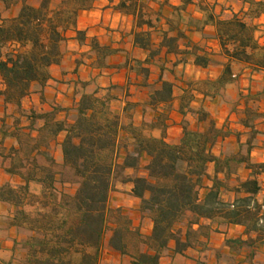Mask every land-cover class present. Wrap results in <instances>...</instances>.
<instances>
[{
  "label": "trees",
  "instance_id": "1",
  "mask_svg": "<svg viewBox=\"0 0 264 264\" xmlns=\"http://www.w3.org/2000/svg\"><path fill=\"white\" fill-rule=\"evenodd\" d=\"M53 1L0 0V98L6 108H15L13 123L8 124L6 116L0 132L4 139L16 141L9 150L2 147L0 153L5 174L18 179L0 184V202L9 206L11 226L17 231L14 251L26 254L25 264H101L107 247L131 264H161L172 244L174 256L185 257L190 250L206 251L213 232L240 226L245 228L244 238L228 239L225 246L237 255L248 249L247 261L257 264L258 254L264 251V163L253 162L251 154L257 137L264 136L260 129L264 111L258 107L264 90L240 93L235 99L237 105L232 109L242 132L220 127L204 107L192 110L194 95L187 89L181 112L195 114L197 125L192 128L184 121L179 140L169 143L165 139L167 113L155 120H149L148 113L172 102L177 83L167 78L164 64L157 83L150 84V66L164 51L167 55L191 53L196 67L204 69L211 59L189 45L182 50L186 35L172 26L159 46L152 42L150 31L136 33L135 44L148 58L127 61L123 67L135 71L141 87L150 94L145 104L127 101L125 119L113 107L118 98L112 88L88 92L90 82L79 77V68L86 61L95 69L110 68L108 59L119 51L77 30L80 46L90 48L76 58L73 79L67 83L79 100L70 108L55 105L48 111L26 110L24 102L33 94L45 103V88L52 80L50 69L64 61L67 32L77 29L80 11L90 9L95 0H61L56 7ZM193 1L182 0V8L176 11ZM243 3L248 10L242 15L208 17L230 61L219 80L202 82L211 86L204 92L208 97H217L234 83L232 63L264 72V46L255 39L254 25L264 15V1ZM125 5L122 2L120 7ZM153 25L139 14V28L152 29ZM139 108L143 119L137 123L134 114ZM156 131L162 136H154ZM61 135L65 138L58 143ZM229 137H235L236 150L222 149L217 154L220 141ZM57 150L61 163L54 155ZM211 166L214 173H210ZM241 168L248 169L250 177L232 184ZM130 170L142 174L132 176ZM116 180L132 185L141 219L152 223L149 235L136 228L122 208H111ZM228 195L234 198L228 199ZM0 264L13 262L0 258Z\"/></svg>",
  "mask_w": 264,
  "mask_h": 264
},
{
  "label": "crops",
  "instance_id": "2",
  "mask_svg": "<svg viewBox=\"0 0 264 264\" xmlns=\"http://www.w3.org/2000/svg\"><path fill=\"white\" fill-rule=\"evenodd\" d=\"M264 1V0H256ZM125 2V7L121 8L120 4ZM182 0H95L88 10L80 11L77 21V29L70 30L67 32L68 42L72 43V46L76 47L80 53H88L90 51L89 47H81L78 41L76 40V31H85L89 39L97 38L102 45L112 47L113 49L118 50L119 52L108 59V63L112 66L103 70L95 69L90 65L89 61H86L79 68V77L83 81L90 82L88 87V92L95 91L98 87L104 89H114V88H123L124 94L117 96V100L113 103V107L117 113L125 116L124 108L127 101H132L139 104H145L148 101L149 89L141 87V78L135 71H132L130 67L124 68L123 65L127 61H132L134 59L144 61L148 58V53L135 44V35L141 31H150L152 36V42L155 46H159L162 42L164 33L170 30V26L174 27L175 30L182 31L186 38L181 42L182 50H185L186 46H190L194 49H198L200 54L206 55L211 59V64L207 69L196 67L195 65V56L191 53L188 54H171L167 55L164 51L157 59L154 60L151 67V77L149 80L150 84H156L160 76L162 65L170 69L166 70L165 75L169 80L175 81L177 83V88L174 94V99L168 105L159 106L156 109H151L148 113L149 120H155L160 113H167V128L165 131V139L169 143H175L179 140L183 132V122L188 121L191 123L194 121L197 125V118L195 114L188 113L187 116H184L181 112L182 106V97L185 93L192 91L194 95L193 102L191 104L192 110L196 111L201 106H196L195 101L197 98H200L202 102L210 99L213 100L214 97H208L205 93L198 92L194 89L185 88L178 81L175 80L174 75H172V70L174 73L178 69H193L194 71H199L201 74H208L207 76L202 77V81H217L224 74L225 68L230 63L229 59L223 54L220 41L217 36V30L213 23L208 22V17L211 14H214L216 17L228 18V15L231 17L234 14H244L248 10V6L243 3V0H194L191 4L187 5L184 10L176 11V8H182ZM142 13L146 18H149L153 21L154 27L152 29L148 27L139 28L138 27V16ZM17 13H14L15 16ZM256 22L262 24V30H264V15L255 20ZM177 31V32H178ZM176 33H173V35ZM261 35H264V31L261 32ZM258 39V36H257ZM264 41V37L260 40ZM78 56L74 57L73 65L67 64V58L64 57L62 65L54 66L50 69L52 80L48 83L45 88V103L42 104L40 96L33 94L31 98L24 102V108L26 110L36 109L38 111L51 110L52 106L60 105L64 108H70L74 102L79 100V97L75 96L74 88L67 84L73 79V70L75 68V60ZM180 62L177 67H174V64ZM161 64V67L158 69V76L153 81V72L156 70V64ZM234 65V73L236 79L234 83L228 85L226 89L230 92L235 91L234 99H237L240 93L248 94L249 92L257 93L264 90V72L253 71L251 67H248L243 64L232 63ZM132 79L137 82L138 85L134 86L131 84ZM97 83V85L95 84ZM140 83V84H139ZM55 88V94H52V88ZM247 88V89H246ZM3 89L2 80L0 79V90ZM246 89V90H245ZM181 92L180 94L178 92ZM52 95H51V94ZM60 93L66 95H72L73 99H66L69 104H64V102H59ZM71 93V94H69ZM128 94L130 96L128 97ZM50 95L52 99L56 100V103L49 100ZM58 95V97H57ZM64 96V95H63ZM218 98V95L217 97ZM65 100V101H66ZM53 101V100H52ZM217 101V99H216ZM259 109L264 111V99L258 103ZM205 108V107H204ZM15 108L9 106L6 108L4 101L0 98V127L3 124V121L10 111ZM210 113L212 112V107L209 108ZM159 111V112H158ZM230 121H233L232 124L225 125L226 120L219 122L217 121L220 127H225L231 131H244L243 127L239 124L238 115L234 112H229ZM228 114V115H229ZM142 111L139 108L135 114L134 118L137 123H140L143 119ZM63 117V115H61ZM125 119L126 116H125ZM8 122V119H6ZM195 125V124H194ZM195 125V126H196ZM193 126V124H192ZM193 126L192 128H194ZM260 129L264 132V124L260 125ZM154 136L161 137L162 132H154ZM65 136L61 135L58 138V143H61L64 140ZM16 145V141L11 138L4 139V136L0 132V151L4 147L9 150L11 147ZM237 143L235 137H229L225 140H221L217 146L215 152L219 154L222 149L225 150H236ZM261 155L259 159L257 155ZM55 158L58 163H61V152L57 150L55 152ZM252 160L255 163H264V136L260 135L257 137L255 142L254 150L252 151ZM4 159L0 153V184H4L7 181H16L17 178H12L5 174L4 168ZM134 171H128V174H132ZM210 173H214L213 166L210 167ZM223 177V176H221ZM250 177V171L246 168H241L238 172V175L232 180V184L237 181V179L244 181ZM264 181V178H262ZM122 191H126V195H122L118 192H113L110 198L111 208H122L126 207V203H138L139 201L132 196V185L131 184H121ZM116 198L122 201H116ZM234 195H228V199H233ZM139 209V206H138ZM138 223H134L136 228L141 226L142 222L148 223V230L145 235H149L152 230V223L148 219L142 220L139 214ZM11 211L8 205L0 202V258L4 260H11L14 254L18 251H14V240L17 238V231L14 227L11 226ZM244 227L240 226H230L224 229L219 230L218 232H213L208 240V249L206 251L200 250H190L187 256H174L172 251L173 244L171 249L164 254L161 264H174L179 260H185V264H199L198 260L208 264L207 260L194 257V254H198L199 257H207L208 259L212 256L214 248L216 246L213 243L217 240V236H222V241L219 245L223 247V250L226 252L232 253L226 246L225 242L231 238L242 237L244 238ZM217 242V241H216ZM248 249H243L238 258L240 259L237 264H250L247 261L248 258ZM112 255L113 257L119 258V264L121 261H129L127 264H131V261L128 258L120 256L117 252L105 247L102 252L101 264L102 261H105L106 255ZM257 264H264V251H261L255 261Z\"/></svg>",
  "mask_w": 264,
  "mask_h": 264
},
{
  "label": "rangeland",
  "instance_id": "3",
  "mask_svg": "<svg viewBox=\"0 0 264 264\" xmlns=\"http://www.w3.org/2000/svg\"><path fill=\"white\" fill-rule=\"evenodd\" d=\"M61 0H54L53 1V6L56 7L59 2ZM2 6H0V10H2ZM18 12V8H15L11 14L13 15L14 13ZM228 18H231V15H228ZM254 25L256 26V32H255V39L256 41L261 45L264 46V41H260L264 35H261V32H263L264 30H262V24L256 22L254 20ZM261 27V28H260ZM258 36V39H257ZM82 55V53H80V51L77 50L76 47L72 46V43H67L64 47V57L67 58V64L69 63L71 66L73 65V61H74V57L78 56L80 57ZM156 70L153 72L155 75L153 76V81L155 82V78H157L158 76V69L159 67H161V64H156ZM170 70V69H168ZM172 75H174L175 80L178 81L182 86H184L185 88L188 89H194V90H199V92H207L208 90H210V85L207 84H203L202 82V77L207 76L208 74H201L199 71H194L193 69H189V68H185V69H178L176 71V73H173ZM138 82V80H137ZM135 82L133 79L131 81V84H133L134 86L138 85V83ZM97 85V83H95ZM140 84V83H139ZM52 88V94H55V88ZM247 89V88H246ZM245 89V90H246ZM113 93L115 94H119V95H123L124 94V89L123 88H114L112 89ZM50 93V94H51ZM179 94L181 93L180 91L178 92ZM51 94V95H52ZM71 94V93H69ZM235 94V91H229L228 89H223L221 90V92L218 95V98H214L213 100H206L204 102H202V100L200 98H197L195 101L196 106H201V107H205V109L210 110V106L212 107V112L211 113L212 117L217 120L218 122L220 120L225 122V125L227 126L228 124H232L233 121H230V114L229 112H233L232 107L236 106L237 103L235 101V99L233 98ZM50 95L49 100L51 102L56 103L55 99H52V96ZM64 95V96H63ZM58 97V95H57ZM73 99L72 95H66V94H62L60 93V97H59V102H64V104H69L68 101L66 99ZM244 98V97H243ZM217 99V101H216ZM53 100V101H52ZM66 100V101H65ZM39 110V109H38ZM13 109L10 111V113L8 115H6V119H8V122L10 124L13 123ZM159 112V111H158ZM229 114V115H228ZM195 126L196 123L193 121L191 123V127ZM195 124V125H194ZM225 126V128H226ZM196 127V126H195ZM194 127V128H195ZM256 157H258L259 159L261 158V155H257ZM142 172L140 173H136L133 172L131 175L132 176H136V175H141ZM16 182V181H14ZM121 182L120 180H116L114 183V192H118L121 193L122 195H126V191H122L121 188ZM34 191H38L37 188H33ZM69 192L74 191L71 190L70 188L68 189ZM116 201H122V199H118L116 198ZM139 204L138 203H132V202H128L126 203V207L123 209L124 212L130 216V218L135 222L138 223L139 221V209H138ZM141 229V231L143 232V234H146L147 230H148V223L146 222H142L141 226L139 227ZM217 241V242H216ZM213 245L216 246V248H214V251L212 253V256L208 259L207 257H202L196 253L194 254L192 257L193 259L196 258H202L205 261L207 260L208 264H237V262L240 260L238 258L237 255H232L228 252H226L225 250H223V247H221V245H219L222 241V236H217V240H216ZM25 258H26V254L22 251H18L16 254H14V256L12 257V259L10 261L13 262V264H25ZM6 261H9L6 259ZM129 261H126L124 263V261H121V264H127ZM119 258L113 257L112 255L107 254L105 257V261H102V264H119ZM174 264H185V260H179Z\"/></svg>",
  "mask_w": 264,
  "mask_h": 264
}]
</instances>
